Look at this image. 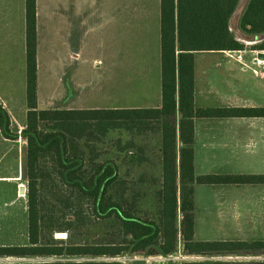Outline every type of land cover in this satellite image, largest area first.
Listing matches in <instances>:
<instances>
[{
  "label": "trees",
  "instance_id": "16d2710c",
  "mask_svg": "<svg viewBox=\"0 0 264 264\" xmlns=\"http://www.w3.org/2000/svg\"><path fill=\"white\" fill-rule=\"evenodd\" d=\"M244 39L264 51V0H160L159 107L37 109L36 5L25 0V124L12 130L0 105V134L25 142L26 242L0 244V258L27 259L0 264H148L113 258L179 254L195 258L149 264H264L213 259L264 256V236H195V185L264 184V174L196 175L193 164L194 117H264L262 106H194L195 52L242 50ZM113 129L160 133L161 173L149 179L150 208L140 203L144 176L130 182L118 155L100 157L98 143Z\"/></svg>",
  "mask_w": 264,
  "mask_h": 264
},
{
  "label": "crops",
  "instance_id": "0c3cea01",
  "mask_svg": "<svg viewBox=\"0 0 264 264\" xmlns=\"http://www.w3.org/2000/svg\"><path fill=\"white\" fill-rule=\"evenodd\" d=\"M115 2L116 0H35L37 109H48L54 105L62 109L100 108L97 102L90 99L81 101L91 92L85 88L91 87L96 76H115L116 69L126 78L146 74L149 64L141 63L140 57L135 54L118 52L111 46L119 36L124 37L129 44L130 34L118 33L116 26L125 21L120 16L122 12L130 9L131 13L139 14L141 8L117 5ZM157 2L153 30L154 68L158 76L155 99L148 104L130 103L113 108L159 107L161 104L160 0ZM259 51L250 48V54H246L244 48L236 50L231 56L224 51H198L193 58L194 68L199 54L216 55L214 65H220L225 57H236V61L242 65H245L247 59L261 66L264 57L257 56ZM257 73L259 77H264L263 71ZM25 76V0H0V87L3 91L10 92L12 85L18 84L26 88ZM17 78H22V81H16ZM207 85V90L211 89V85ZM195 86L196 84L194 94ZM128 87L129 84L126 86L124 82V91L127 92ZM213 94L216 96L215 101L223 104L214 107H226L225 97L217 90ZM0 105L9 114L10 127L18 126L19 130L14 131L19 133L25 124L26 101L22 119H17L6 99ZM245 105L247 103L240 106ZM193 127L192 149L196 175L224 174L217 173L220 170L218 167L230 165L243 169L239 173L225 174H264V117H194ZM145 134L147 144L134 139L126 140L127 143L130 142L128 149H125L130 154L127 165L132 173L142 167L147 171L148 180L151 176L157 180L161 173V136L160 133ZM180 146L181 142L177 137V152ZM129 170L127 169L128 172ZM129 180L134 181L132 175ZM248 185H260L258 187L264 188V184ZM196 226L197 222L195 229Z\"/></svg>",
  "mask_w": 264,
  "mask_h": 264
},
{
  "label": "rangeland",
  "instance_id": "374dc122",
  "mask_svg": "<svg viewBox=\"0 0 264 264\" xmlns=\"http://www.w3.org/2000/svg\"><path fill=\"white\" fill-rule=\"evenodd\" d=\"M115 3L128 7H140L141 13H131L130 9L121 13L120 16L125 18V21L117 24V31L121 34L123 32L129 33L130 42L127 44L126 39L119 36L111 46L118 52H129L139 56L141 63L146 62V64H149V69L141 77L131 76L126 78L120 75L121 71L119 69H116L115 76L98 75L93 79L91 87L85 88L86 90L90 89L91 92L87 93L81 101L90 99L94 103L97 102L101 106L100 108L123 107L130 103H151L155 99L156 81L158 79L154 68L155 53L153 45V30L158 2L157 0H116ZM239 10L240 7L230 21L231 27H234ZM243 43L245 53L250 54V48L254 41L244 39ZM215 56L214 54H199L196 59L194 68V85L196 84V86L195 94H193L195 106L204 108L222 106L223 104L215 101L216 96L213 94L215 90L225 97L226 106L235 104L240 106L242 103H247L248 106H264V77H259L257 73L259 71L264 72V63L258 66L251 60L246 59L245 65H242L236 61V57H225L224 61H220V65H214ZM202 59L205 60L204 63ZM254 70H256V73ZM5 79L3 78V80ZM18 79L20 82L22 81V78H17L16 81ZM124 82L126 86L129 84L127 92L123 89ZM208 83L211 85L209 90H207ZM4 99L11 105L10 107H12L11 109L17 119H22L25 115L24 104L26 101L24 86L12 85L11 92L3 91V88L0 87V102L4 101ZM12 125L15 124L13 123ZM11 128L19 130L18 126H12ZM146 135H138L122 129H113L98 143L97 149L101 153V159L118 155L120 171L127 175L128 179L131 175L133 178L138 177L139 174L144 176L142 183L138 185H141L143 192L147 193L140 203L143 208H150L153 203L151 197L153 191L152 182L148 180L147 171L144 168H139L143 173H138L140 172L139 170L132 173L129 170L126 156L130 154L125 150L128 149L126 141L128 139L147 144ZM119 149L121 152L117 154ZM24 153L25 143L22 137L11 140L4 138L0 134V244L26 242L25 192L27 179ZM218 169L220 170L217 173L225 174L239 173L243 168L230 165L227 167L221 166ZM249 173L258 172H243V174ZM21 184L24 186L23 194L19 193ZM258 186L260 185H195L194 211L197 222L195 229L197 239H252L264 236V198L262 197L264 196V188ZM135 256L142 258L137 255H125L113 259L134 261L136 260L134 259ZM216 258L263 259L264 256L213 257V259ZM26 259L5 257L0 258V261ZM142 261L148 264L159 262L157 260Z\"/></svg>",
  "mask_w": 264,
  "mask_h": 264
},
{
  "label": "built area",
  "instance_id": "2783aa9c",
  "mask_svg": "<svg viewBox=\"0 0 264 264\" xmlns=\"http://www.w3.org/2000/svg\"><path fill=\"white\" fill-rule=\"evenodd\" d=\"M236 50H224V53L226 55H229L231 56L232 53H234ZM179 258H187L185 256H182V255H177V256H172V255H167V256H149V257H142V258H139V257H134V259L136 260H139V259H142V260H157L159 262H164V261H168V260H172V259H179Z\"/></svg>",
  "mask_w": 264,
  "mask_h": 264
},
{
  "label": "water",
  "instance_id": "95a60500",
  "mask_svg": "<svg viewBox=\"0 0 264 264\" xmlns=\"http://www.w3.org/2000/svg\"><path fill=\"white\" fill-rule=\"evenodd\" d=\"M257 56L259 58L264 57V51H259L258 54H257ZM19 193L20 194H23L24 193V186L22 184L19 186ZM64 236H65L64 233H61V232L56 233V237H64Z\"/></svg>",
  "mask_w": 264,
  "mask_h": 264
}]
</instances>
